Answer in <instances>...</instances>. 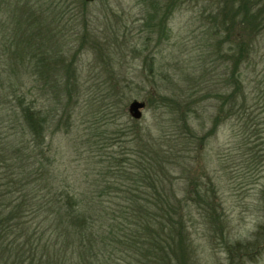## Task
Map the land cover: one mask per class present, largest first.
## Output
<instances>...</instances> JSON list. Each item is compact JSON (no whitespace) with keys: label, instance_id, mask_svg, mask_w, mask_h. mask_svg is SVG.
<instances>
[{"label":"rangeland","instance_id":"1","mask_svg":"<svg viewBox=\"0 0 264 264\" xmlns=\"http://www.w3.org/2000/svg\"><path fill=\"white\" fill-rule=\"evenodd\" d=\"M155 1L163 0H0V121L19 90L20 56L44 53L49 74L70 78L71 96L60 103L52 82L36 81L38 102L74 117L72 128L63 119L48 131L63 173L105 170L111 154L119 164L135 157L134 129L162 149L176 143L164 184L183 206L185 257L167 264H264V28L240 66L246 101L241 94L233 107V42L212 32L206 0H180L165 24L151 26ZM175 97L188 103V125L176 122ZM132 100L144 103L138 119L128 111ZM107 253L91 264H146L132 251ZM38 254L23 264H87L78 248Z\"/></svg>","mask_w":264,"mask_h":264},{"label":"trees","instance_id":"2","mask_svg":"<svg viewBox=\"0 0 264 264\" xmlns=\"http://www.w3.org/2000/svg\"><path fill=\"white\" fill-rule=\"evenodd\" d=\"M179 1H155L149 18L158 22L151 26L165 24ZM203 6V10H210L212 32H223L233 42V64L227 79L233 86L228 99L234 107L237 100L241 102V94L246 101L240 66L250 54L252 39L264 28V0H206ZM245 37L249 38L246 42ZM20 57L25 67L18 77V92L13 89L15 103L9 105L0 121V261L38 262L35 257H42L39 250L49 248L57 252L78 248L87 264L97 261L99 254L106 256L107 251L111 257L116 251H132L146 264L182 261L185 227L179 214L183 206L172 201L175 192L164 184L168 166L175 163L176 143L162 149L149 134L150 138H143L139 129H134L131 132L140 148V152L135 150V157L125 156L119 164L111 154L105 170L93 167L66 175L57 166L59 146L53 144L48 131L53 126L54 134L63 119L72 128L74 117L69 109L38 102L36 81L52 82V93L60 103L63 96H71L70 78L63 80L57 72L49 74L44 53L36 58L29 51ZM33 59L41 65L40 71L37 64L31 66ZM67 67H71L70 62ZM37 72L39 76L35 77ZM46 88H41L40 97L46 94ZM171 100L178 109L176 122L188 125L187 101L176 97ZM178 137L176 134L174 138ZM167 140L171 138L167 136ZM109 260L107 257L105 262Z\"/></svg>","mask_w":264,"mask_h":264},{"label":"water","instance_id":"3","mask_svg":"<svg viewBox=\"0 0 264 264\" xmlns=\"http://www.w3.org/2000/svg\"><path fill=\"white\" fill-rule=\"evenodd\" d=\"M143 106L144 103L142 101L132 100L128 106V111L133 118L138 119L141 116V109Z\"/></svg>","mask_w":264,"mask_h":264}]
</instances>
